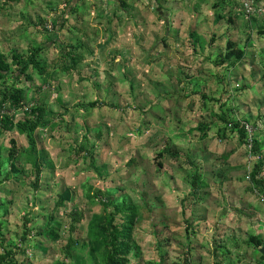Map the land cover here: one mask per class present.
I'll return each instance as SVG.
<instances>
[{"label": "rangeland", "instance_id": "rangeland-1", "mask_svg": "<svg viewBox=\"0 0 264 264\" xmlns=\"http://www.w3.org/2000/svg\"><path fill=\"white\" fill-rule=\"evenodd\" d=\"M0 61L2 104L19 98L0 132V166L18 168L0 172V264H264V163L251 180L230 124L256 122L264 148V10L0 0ZM35 106L46 125L20 130Z\"/></svg>", "mask_w": 264, "mask_h": 264}, {"label": "trees", "instance_id": "trees-1", "mask_svg": "<svg viewBox=\"0 0 264 264\" xmlns=\"http://www.w3.org/2000/svg\"><path fill=\"white\" fill-rule=\"evenodd\" d=\"M231 51V50H230ZM228 55H233V56H235V57H239V56H241L242 55V52H240L239 50H233L232 52H229V54ZM32 56H29L28 57V59L26 60V62H24V63H22L23 65H26V64H28V61H32V60H34V59H32L31 58ZM2 69H7L6 68V66H4L3 65V63L0 61V71L2 70ZM10 95V94H9ZM8 95V96H9ZM11 95L13 96V98L11 97ZM9 97H11L14 101H12V100H10L9 101V103L7 104V103H5L6 105H7V108H13V110L15 111V109L14 108H16V109H19L17 106H16V104L15 103H19V98L18 97H16V96H14V94H11ZM4 100V99H3ZM3 100H0V107H1V104H2V102H3ZM9 105V106H8ZM30 111L31 112H35L36 113V120H34V121H29V120H25L24 122H20L18 125H19V129L20 130H22V131H24V132H30L31 130H33L35 127H37L38 125L40 126H44V125H46V120H45V118H44V109H43V107L42 106H35V107H33V108H30ZM224 119H226V120H224ZM223 120L224 121H227V117L226 118H224ZM242 121H247V120H242ZM30 122V123H29ZM228 122V121H227ZM231 123V125L233 126V127H239L240 126V123H239V120H235V121H230ZM241 122V121H240ZM11 123V122H10ZM10 123H9V120L7 119V116H6V114H2L1 116H0V132H2L4 129H7L6 127L8 126V125H10ZM24 126L25 127H27V131L26 130H24L23 128H24ZM241 130L242 131H244L242 128H241ZM260 147V145L258 144V140L257 139H255V137H254V139H253V144H252V150H251V156H254V159H257L256 160V162H255V164H254V166H253V168H252V170H251V172H250V174H249V177H250V179L251 180H253V181H255V182H257V183H260V182H262L263 180L261 179V180H258V178H256L257 177V175H258V172H259V168H260V165L262 166V163H264L263 161H264V152L261 150V148H259ZM12 154H14L13 153V149L12 150H9V156H12ZM36 156V155H35ZM13 157H11V162L10 161H8V162H6L3 166H0V172L2 171V172H4V173H7V175H8V173H10V172H12L13 173V171H14V168L15 169H18V168H16V163L13 161V159H12ZM38 163H37V159L35 158V177H34V180H35V182H36V184H37V182H38V178H39V167H38V165H37ZM4 166H6V168H4ZM7 166H8V168H7ZM257 167V168H256ZM62 195H60L59 196V198L57 199V201H56V205H58L59 203H60V197H61ZM130 218H131V216H130ZM130 218L128 217V221L130 222V223H132L133 222V220L131 221L130 220ZM127 225V224H126ZM0 227H1V224H0ZM69 229H70V232H73L74 230H75V226L74 225H70V227H69ZM251 239V242H253L254 244H255V246H257V247H259V246H261V245H264L262 242H260L259 240H257V239H255V238H253V237H251L250 238ZM185 257H186V255H185ZM183 264H187V262H186V258H184V260H183Z\"/></svg>", "mask_w": 264, "mask_h": 264}, {"label": "built area", "instance_id": "built-area-1", "mask_svg": "<svg viewBox=\"0 0 264 264\" xmlns=\"http://www.w3.org/2000/svg\"><path fill=\"white\" fill-rule=\"evenodd\" d=\"M239 8L240 11L244 16L247 18L255 17L258 15H261L263 12V7L259 3V0H239ZM8 108L6 107V104H2L0 107V116L2 114L7 113ZM14 112V110H11ZM230 125V124H229ZM255 123H250L248 121H241L240 127L244 130V134H246L245 139V146L247 151V157L250 159V157L254 158V156H251V150H252V144L253 139L255 137V131L257 127H255ZM250 160H247V163H249Z\"/></svg>", "mask_w": 264, "mask_h": 264}, {"label": "crops", "instance_id": "crops-1", "mask_svg": "<svg viewBox=\"0 0 264 264\" xmlns=\"http://www.w3.org/2000/svg\"><path fill=\"white\" fill-rule=\"evenodd\" d=\"M259 3L261 4V6L263 7V9H264V4L262 3V2H260V0H259ZM235 57V56H234ZM194 92V91H193ZM252 106H254L255 108L256 107H259V104H258V100H256V102H253L252 103ZM252 106H251V108H252ZM258 111H259V109H258ZM259 113L260 112H258L257 113V116L259 117ZM255 121H257V125H259V127H263L264 128V125L263 126H261L260 124H261V121H263V120H261L260 118H257ZM254 123H256V122H254ZM263 123H264V121H263ZM258 140V139H257ZM258 141H260V140H258ZM145 143V142H144ZM163 148H165V149H163ZM259 148H261V150H263L264 148L260 145V147ZM160 149H162V150H160ZM158 151H160V152H164V151H166L167 150V147H162V148H160ZM155 150V149H154ZM159 153V152H158ZM261 247H264V245H261V246H259V247H257L258 248V250L260 251V248ZM190 250H191V248L189 247L188 248V251H187V254L188 253H190ZM264 255V254H263ZM187 257V256H186ZM186 260L187 261H189L190 263L189 264H191V261H190V258H186ZM181 264H183V262L181 263Z\"/></svg>", "mask_w": 264, "mask_h": 264}, {"label": "water", "instance_id": "water-1", "mask_svg": "<svg viewBox=\"0 0 264 264\" xmlns=\"http://www.w3.org/2000/svg\"><path fill=\"white\" fill-rule=\"evenodd\" d=\"M260 251H261L262 254H264V247H261Z\"/></svg>", "mask_w": 264, "mask_h": 264}]
</instances>
